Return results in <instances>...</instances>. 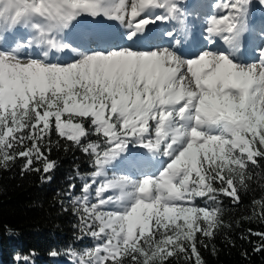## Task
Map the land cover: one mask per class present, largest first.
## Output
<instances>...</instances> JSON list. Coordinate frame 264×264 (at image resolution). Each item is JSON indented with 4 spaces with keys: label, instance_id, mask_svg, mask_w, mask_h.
Segmentation results:
<instances>
[{
    "label": "snow or ice",
    "instance_id": "6c2138e0",
    "mask_svg": "<svg viewBox=\"0 0 264 264\" xmlns=\"http://www.w3.org/2000/svg\"><path fill=\"white\" fill-rule=\"evenodd\" d=\"M254 7L0 0V170L19 160L21 176L46 183L53 148L69 146L90 162L69 176L80 194L74 182L64 193L76 239L93 242L69 248L71 264H206L200 249L216 255L232 227L224 198L242 209L253 183L264 190V19L251 23ZM241 220L264 223V195ZM248 232L264 251V232Z\"/></svg>",
    "mask_w": 264,
    "mask_h": 264
},
{
    "label": "trees",
    "instance_id": "16d2710c",
    "mask_svg": "<svg viewBox=\"0 0 264 264\" xmlns=\"http://www.w3.org/2000/svg\"><path fill=\"white\" fill-rule=\"evenodd\" d=\"M53 139H58L55 134ZM60 143L63 145L64 141ZM50 158L58 166L46 183L41 182L40 173L21 176L19 160L10 170H0V264H62L70 261L64 255L69 248L80 251L93 245L89 238L76 239L79 233L74 225L78 218L71 211L70 198L64 195L68 184L73 182L74 194H80L82 182L70 181L69 176L74 175L75 165H79L82 173L90 172V162L84 153L72 150L71 146L67 152L63 147L53 148ZM253 188L254 192L242 193L245 206L242 209L233 208L229 198H224V204L232 209L226 211L224 219L232 227L215 239L216 255L200 249L206 264H264V251H253L260 238L248 232V229L264 232V223L241 220L239 227L235 225L237 219L251 214V200L264 195L258 184L253 183ZM65 208L69 210L64 211ZM242 235L248 239H241ZM54 251L58 255L53 256ZM245 252L247 257L243 255Z\"/></svg>",
    "mask_w": 264,
    "mask_h": 264
},
{
    "label": "bare ground",
    "instance_id": "6f19581e",
    "mask_svg": "<svg viewBox=\"0 0 264 264\" xmlns=\"http://www.w3.org/2000/svg\"><path fill=\"white\" fill-rule=\"evenodd\" d=\"M195 2H197V0H195ZM253 4L254 5H258V0H253ZM259 6V5H258ZM260 7H262V6H260ZM261 11V8L257 11H255L254 9H253V15H257V21H254V19H252V21H251V23L253 24V25H255L256 26V28H259V26H260V21L262 20V19H264L263 17H260L261 15H259V12ZM199 22H200V18L198 19V20H196V24H199ZM104 23L105 24H111V25H114V26H116V27H118V25H116V22H114V21H107V20H105L104 21ZM149 27H155V26H152V25H150ZM207 33L206 32H202V33H200L199 34V36H198V38L200 39V41L202 42V43H206L205 41H203V36L204 35H206ZM220 44L222 45V42H220ZM61 55H65V53H61ZM140 151H146V150H143V149H141ZM67 264H71V262L70 263H67Z\"/></svg>",
    "mask_w": 264,
    "mask_h": 264
},
{
    "label": "rangeland",
    "instance_id": "374dc122",
    "mask_svg": "<svg viewBox=\"0 0 264 264\" xmlns=\"http://www.w3.org/2000/svg\"><path fill=\"white\" fill-rule=\"evenodd\" d=\"M259 15H261V11L259 12ZM260 17H262V16H260ZM264 18V17H263ZM114 163H117V162H114Z\"/></svg>",
    "mask_w": 264,
    "mask_h": 264
},
{
    "label": "water",
    "instance_id": "95a60500",
    "mask_svg": "<svg viewBox=\"0 0 264 264\" xmlns=\"http://www.w3.org/2000/svg\"><path fill=\"white\" fill-rule=\"evenodd\" d=\"M67 263H69V262H63L62 264H67Z\"/></svg>",
    "mask_w": 264,
    "mask_h": 264
}]
</instances>
